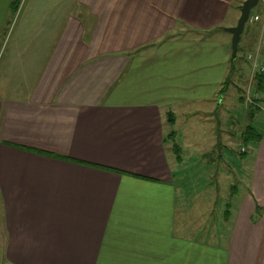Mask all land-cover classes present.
<instances>
[{
    "label": "crops",
    "instance_id": "obj_1",
    "mask_svg": "<svg viewBox=\"0 0 264 264\" xmlns=\"http://www.w3.org/2000/svg\"><path fill=\"white\" fill-rule=\"evenodd\" d=\"M245 1L0 0L1 60L9 36L10 68L31 69L25 84L0 71L3 264H264V76L246 60H262L264 0L235 59L226 32ZM248 73L263 88L237 136L260 138L187 196L182 148L222 156Z\"/></svg>",
    "mask_w": 264,
    "mask_h": 264
},
{
    "label": "rangeland",
    "instance_id": "obj_2",
    "mask_svg": "<svg viewBox=\"0 0 264 264\" xmlns=\"http://www.w3.org/2000/svg\"><path fill=\"white\" fill-rule=\"evenodd\" d=\"M258 8L259 7L257 5L256 7H254L250 11V17L254 14L255 11L258 10ZM248 25H249V22L247 21V23L245 24V30L247 29ZM12 29H13V26H11L9 28V35L12 34ZM11 39L12 38L8 36V39L6 40V43L4 45V49H3L4 58L2 60H1V55H0V71H3L5 69V71H7L16 82H21V83L25 84V82L30 80V77H31L29 74V73H31L30 67L29 66L25 67V70L23 71V73L21 72V74H19V72L22 70V68H16V69H14V71H12V69L10 68L9 63L7 61V59H8L7 57H8L9 52L11 51V46H12ZM239 47H240V51H241V43H240ZM240 51L238 53L237 61H239V58L241 56ZM9 74L7 75V78L9 77ZM249 76H250V73H248L246 75V79H245L246 82H245V85H243L244 92H245L244 96H245V100H246V101H244L245 104H241V111H237L236 114H231L237 120V123H234L235 124L234 125L232 123L233 120L231 121V119L228 120L229 122L226 121L227 131H229V134L231 137H229L227 134V137H229L230 139L228 138L226 141L225 134L222 133V135H221L220 139H222L221 142H222V146H223L221 149L223 151L222 156L219 158V155L216 154L215 156L212 155L213 156L212 158H211V155H205L202 157L200 155L201 153L199 152V149L201 147L206 148L207 146L212 147L213 143L210 141H207V140L200 142V141H198V138L197 139L191 138V137L187 138V142H188L187 147L182 148L184 156H185V163L186 164L181 166V169L183 171L180 172V175H178L177 178H175V184L177 186L178 181H180V176L181 175L184 176L183 179H185V176H186V179L189 181V183L191 185L187 189L188 193H189V194H187V196H191V194H196L197 192L199 195L204 196L207 193L206 190H203V188H207V187L212 186V184H211L212 181L210 180V175H208L209 174L208 171H206L205 169H206V166L213 167V164H214L213 160L216 159L215 162H217V160H221L220 162L218 161V164L216 166L217 168L222 167V165H224L226 162L230 166H233L235 169H237L239 167V165H237V164L238 163L240 164L241 159H242L241 156L239 155L240 147L245 144V143L241 142V140L239 139V136H237L239 127L241 126V122H242L240 117L244 116L243 114L246 113V110L248 108V100L253 99L254 92L256 91V87H254V84H252L251 87L248 86ZM4 79H5V77H4ZM8 83H10V79L0 80V84L7 85ZM256 97H258V96H256ZM249 107H250V105H249ZM230 112H232V111H230ZM230 112L227 110L226 113L229 114ZM183 122L184 121L179 122L177 120L174 128H172L173 131H175V130L178 131V133L176 134V138L174 140V143L178 144V146H179V144L181 146H184L183 145L184 142L182 140L183 137L180 136V134L182 135L181 126L183 124H185ZM255 122H256V120L253 119V123H252L253 126H256ZM174 123H172L171 126H173ZM171 138H172V135L168 136L167 144L168 143H170L171 145L173 144V142H172L173 139H171ZM169 148H171V146L169 147V144H168V149ZM214 150H217V153H218L219 148L214 149ZM177 155H181V153L178 152ZM224 185H226L227 188H225ZM221 187H222L221 188L222 193L219 196L221 198H224V197L228 196V193H229L228 182L222 181ZM192 190H193V192H192ZM184 192H185V189H183V188L179 189V195L180 196L183 195ZM190 192H192V193L190 194ZM218 205L222 206L223 202L221 201ZM213 225L215 227V221L213 222ZM1 232H2V230L0 228V243L2 242ZM3 261H4V254L0 249V264H3L4 263Z\"/></svg>",
    "mask_w": 264,
    "mask_h": 264
},
{
    "label": "water",
    "instance_id": "obj_3",
    "mask_svg": "<svg viewBox=\"0 0 264 264\" xmlns=\"http://www.w3.org/2000/svg\"><path fill=\"white\" fill-rule=\"evenodd\" d=\"M258 1L259 0H246L240 9V17L238 19L237 25L233 28L226 29V32L232 35V41H231L232 59L236 58L237 44L240 35L244 29L246 22L249 19L250 11L257 5Z\"/></svg>",
    "mask_w": 264,
    "mask_h": 264
},
{
    "label": "trees",
    "instance_id": "obj_4",
    "mask_svg": "<svg viewBox=\"0 0 264 264\" xmlns=\"http://www.w3.org/2000/svg\"><path fill=\"white\" fill-rule=\"evenodd\" d=\"M20 1L21 0H14V2L12 3V6L14 7V9L17 7V5L18 4H20ZM258 76V75H257ZM260 77H262V76H259V77H256L257 79L258 78H260ZM263 82H262V80L261 79H259L258 80V82H257V84H256V90L257 91H259V93H261L260 91L262 90V88H263V84H262ZM242 99H244L243 97H242ZM250 109V111H252V112H257V110L256 109H254L252 106H250L249 107ZM169 121H170V123L172 124L174 121H173V119H169ZM174 133H172V134H170V135H173ZM169 135V136H170ZM260 138V135H257L256 134V132H255V130L254 129H251V128H249V130L246 132V133H244L243 134V141L245 142V143H249V142H254L255 140H258ZM173 139V138H172ZM166 142H167V138H166ZM172 142H173V144L171 145V147H172V149H173V151H174V154H176L177 155V153L178 152H180V149H179V147H177V145L174 143V140H172Z\"/></svg>",
    "mask_w": 264,
    "mask_h": 264
},
{
    "label": "built area",
    "instance_id": "obj_5",
    "mask_svg": "<svg viewBox=\"0 0 264 264\" xmlns=\"http://www.w3.org/2000/svg\"><path fill=\"white\" fill-rule=\"evenodd\" d=\"M258 17L255 16V17H250L249 20L251 21H258ZM258 52V51H257ZM259 53V52H258ZM258 56L257 54L255 53L254 55H247L246 57V60L251 62L252 63V77L251 79L253 80L257 75H261V76H264V51L262 52V60L261 61H258ZM255 97H253V99L251 100H248V104L250 106H252L254 109H258V103L255 101ZM242 151H244L242 149Z\"/></svg>",
    "mask_w": 264,
    "mask_h": 264
}]
</instances>
